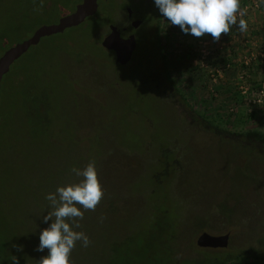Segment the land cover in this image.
Wrapping results in <instances>:
<instances>
[{"label":"rangeland","instance_id":"374dc122","mask_svg":"<svg viewBox=\"0 0 264 264\" xmlns=\"http://www.w3.org/2000/svg\"><path fill=\"white\" fill-rule=\"evenodd\" d=\"M81 1L43 0L36 11L41 0H0V58ZM254 2L240 0L250 29L264 15ZM117 5L44 38L24 56L20 81L17 62L2 81L4 263L48 254L35 250L51 223L45 197L95 160L105 194L76 229L91 244L76 243L72 264H264V29L248 41L233 25L214 42L156 7V24L122 64L102 47L105 23L121 19ZM203 234L229 235V247L200 248Z\"/></svg>","mask_w":264,"mask_h":264},{"label":"clouds","instance_id":"9594fccd","mask_svg":"<svg viewBox=\"0 0 264 264\" xmlns=\"http://www.w3.org/2000/svg\"><path fill=\"white\" fill-rule=\"evenodd\" d=\"M161 15L171 25L179 26L185 34L195 37L211 35L214 42H219L222 35L228 34L231 26L247 32L248 23L243 18L247 14L242 9L240 0H155ZM41 0L38 8H43ZM239 17V20H238ZM78 182H70L58 187L45 198L50 203V211L43 216V222L50 225L40 233L38 252L48 250L38 264H72L71 253L77 242L87 248L91 244L89 236L81 228L80 221L86 211H95L104 197V188L99 178L96 161L91 160L80 169H71ZM101 222L104 217H101ZM17 251H23L22 245H13ZM12 264H19L17 256L12 257Z\"/></svg>","mask_w":264,"mask_h":264},{"label":"water","instance_id":"95a60500","mask_svg":"<svg viewBox=\"0 0 264 264\" xmlns=\"http://www.w3.org/2000/svg\"><path fill=\"white\" fill-rule=\"evenodd\" d=\"M97 2L98 0L84 1L82 5L77 7L76 11L73 14L62 18L58 22V24L41 27L33 34L30 39L8 49L0 58V92L4 77L10 73L12 67L16 62L22 59L33 47H37L38 45H40V42L44 38L64 34L65 31L82 25L89 17H92L96 14ZM116 39L117 35L114 33L103 43L104 47L107 50L116 51L119 48V42ZM131 40V43H127L125 45L127 53L124 54L123 52H117L118 63L125 64L133 55L136 45L134 43L133 37L131 38ZM111 41L115 42V45L112 46ZM229 241V235L214 237L209 234H203L199 238L197 244L200 248L205 249H227L229 247Z\"/></svg>","mask_w":264,"mask_h":264},{"label":"flooded vegetation","instance_id":"af4514ba","mask_svg":"<svg viewBox=\"0 0 264 264\" xmlns=\"http://www.w3.org/2000/svg\"><path fill=\"white\" fill-rule=\"evenodd\" d=\"M84 1L86 0H82L80 2V5H82ZM111 2L118 4L114 14L119 15L121 19L105 23L104 27L108 29V33L106 35V38L102 42V47L106 49L103 43L115 33L117 35L116 40L119 42V48L116 51H110L107 49L106 50L111 53H114L115 55L117 54V52H123L125 54L127 53L125 45L127 43H131V38L133 37L134 43L136 45L135 51L133 52L134 55L138 47V35L142 31H147L148 34L153 29V26L156 24L157 20H154L153 18V14L156 8L155 0H98L96 14L92 17H89L88 19L97 18L101 13L102 8L106 5H109ZM77 7L72 13L64 17L73 14L76 11ZM85 22L82 25H84ZM111 44L113 46L115 45V42L111 41Z\"/></svg>","mask_w":264,"mask_h":264},{"label":"crops","instance_id":"0c3cea01","mask_svg":"<svg viewBox=\"0 0 264 264\" xmlns=\"http://www.w3.org/2000/svg\"><path fill=\"white\" fill-rule=\"evenodd\" d=\"M261 19H262V22H259V23H256V25L258 26V28L256 27V29H250V26L252 25V27H253V24H250L249 23V21L247 22L248 23V28H247V32H244V33H240V35H242V37L244 38V39H247L248 41L249 40H253L254 41V36H256L254 33H253V31H256V30H260L259 29V27H262V29H264V15L261 17ZM254 22V21H253ZM231 29V28H230ZM260 32V31H259ZM225 35H226V37H225ZM225 35H222V37H224L223 39H225V41L227 40V38H228V36H232L233 35V31H229V33L228 34H225ZM239 35V34H238ZM221 41H222V39H221ZM244 42V41H243ZM239 43H241V41H239V42H235V44H236V47L233 45V48H234V50L236 49V50H238V49H240V48H242L240 45H239ZM250 43L252 44V42L250 41ZM244 44V43H243ZM258 46V45H257ZM228 46H224V48L223 49H226ZM251 47V46H250ZM232 48V49H233ZM252 48V47H251ZM251 48H247V52L249 53V52H251ZM258 50H260V51H264V49L263 48H258ZM239 53H241V52H238V55H239ZM233 62H235L236 64L237 63H240V59H239V57L236 59V60H234ZM234 63V64H235Z\"/></svg>","mask_w":264,"mask_h":264},{"label":"trees","instance_id":"16d2710c","mask_svg":"<svg viewBox=\"0 0 264 264\" xmlns=\"http://www.w3.org/2000/svg\"><path fill=\"white\" fill-rule=\"evenodd\" d=\"M23 61H24V57L19 62H17L18 66H17L16 70L14 72H11V78H14L15 82L20 81V75L17 73V71L20 70L23 67V65H25V64H23ZM4 254H5V251L2 252L0 249V264H5L4 263V259H5Z\"/></svg>","mask_w":264,"mask_h":264},{"label":"built area","instance_id":"2783aa9c","mask_svg":"<svg viewBox=\"0 0 264 264\" xmlns=\"http://www.w3.org/2000/svg\"><path fill=\"white\" fill-rule=\"evenodd\" d=\"M263 5H264V0H255V2L253 3L251 7H254L253 9H257V8L259 9L263 7ZM244 9H246L247 11L248 8H244Z\"/></svg>","mask_w":264,"mask_h":264}]
</instances>
